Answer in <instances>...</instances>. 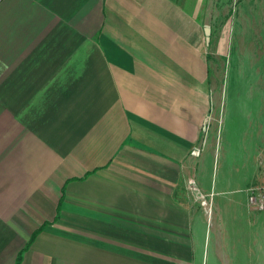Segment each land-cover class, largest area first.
<instances>
[{
    "label": "crops",
    "instance_id": "0c3cea01",
    "mask_svg": "<svg viewBox=\"0 0 264 264\" xmlns=\"http://www.w3.org/2000/svg\"><path fill=\"white\" fill-rule=\"evenodd\" d=\"M228 2L0 0V264L202 261L187 184L224 182L204 26ZM217 192L222 221L249 209Z\"/></svg>",
    "mask_w": 264,
    "mask_h": 264
},
{
    "label": "rangeland",
    "instance_id": "374dc122",
    "mask_svg": "<svg viewBox=\"0 0 264 264\" xmlns=\"http://www.w3.org/2000/svg\"><path fill=\"white\" fill-rule=\"evenodd\" d=\"M213 9L209 87L222 105L220 110L215 105L220 122L213 150L202 158L213 163L212 180L224 182L211 196L195 183L212 210L208 216L203 213L202 244L197 248L202 261L196 264H264V219L257 222V212L236 205L239 211H223L222 221L212 204L214 196L222 198L214 193L219 189L246 197L248 189L264 188V0H229L227 7ZM208 180L207 187L211 177Z\"/></svg>",
    "mask_w": 264,
    "mask_h": 264
},
{
    "label": "built area",
    "instance_id": "2783aa9c",
    "mask_svg": "<svg viewBox=\"0 0 264 264\" xmlns=\"http://www.w3.org/2000/svg\"><path fill=\"white\" fill-rule=\"evenodd\" d=\"M188 189L192 191L196 200L206 209L209 213L211 210V201H207L205 195L198 191L194 180H188ZM247 206L251 211L262 212L264 211V188H252L246 191Z\"/></svg>",
    "mask_w": 264,
    "mask_h": 264
},
{
    "label": "water",
    "instance_id": "95a60500",
    "mask_svg": "<svg viewBox=\"0 0 264 264\" xmlns=\"http://www.w3.org/2000/svg\"><path fill=\"white\" fill-rule=\"evenodd\" d=\"M204 33H205V40L208 43L209 41V34H210V27L208 25L204 26Z\"/></svg>",
    "mask_w": 264,
    "mask_h": 264
}]
</instances>
